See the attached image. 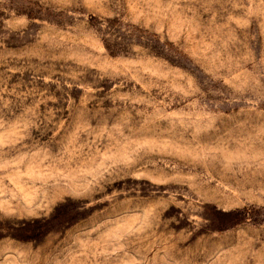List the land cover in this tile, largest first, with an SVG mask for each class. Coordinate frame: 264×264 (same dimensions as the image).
<instances>
[{
    "label": "rangeland",
    "instance_id": "rangeland-1",
    "mask_svg": "<svg viewBox=\"0 0 264 264\" xmlns=\"http://www.w3.org/2000/svg\"><path fill=\"white\" fill-rule=\"evenodd\" d=\"M0 264H264V0H0Z\"/></svg>",
    "mask_w": 264,
    "mask_h": 264
}]
</instances>
